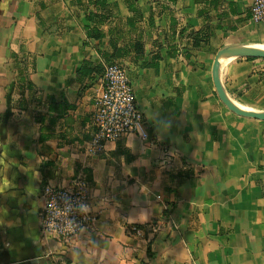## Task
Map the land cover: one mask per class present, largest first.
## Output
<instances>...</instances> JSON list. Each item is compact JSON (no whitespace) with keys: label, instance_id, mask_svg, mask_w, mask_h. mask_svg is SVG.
<instances>
[{"label":"crops","instance_id":"1","mask_svg":"<svg viewBox=\"0 0 264 264\" xmlns=\"http://www.w3.org/2000/svg\"><path fill=\"white\" fill-rule=\"evenodd\" d=\"M105 1L0 0V264H264V121L229 110L213 79L221 52L264 48L254 0ZM114 62L146 122L94 152L103 77L80 70ZM219 79L264 112V58H230ZM81 173L91 229L43 235L44 187Z\"/></svg>","mask_w":264,"mask_h":264},{"label":"built area","instance_id":"2","mask_svg":"<svg viewBox=\"0 0 264 264\" xmlns=\"http://www.w3.org/2000/svg\"><path fill=\"white\" fill-rule=\"evenodd\" d=\"M251 14L253 21H264V0H254ZM145 122L126 67L119 62L107 65L92 115L94 152H100L109 141L140 133ZM141 137L145 139L148 135L142 133ZM41 197L44 205L39 215L43 235L69 240L91 229L95 217L90 211L91 186L84 174L77 175L67 186L48 184ZM151 229L155 230L152 224L128 226L132 234H144Z\"/></svg>","mask_w":264,"mask_h":264},{"label":"water","instance_id":"3","mask_svg":"<svg viewBox=\"0 0 264 264\" xmlns=\"http://www.w3.org/2000/svg\"><path fill=\"white\" fill-rule=\"evenodd\" d=\"M234 57L264 58V48L253 46H237L221 52L215 59L213 65V79L219 98L235 114L247 118H254L264 121V112L245 110L238 106L235 101L226 93L219 79V68L221 64Z\"/></svg>","mask_w":264,"mask_h":264},{"label":"trees","instance_id":"4","mask_svg":"<svg viewBox=\"0 0 264 264\" xmlns=\"http://www.w3.org/2000/svg\"><path fill=\"white\" fill-rule=\"evenodd\" d=\"M89 4H93V5H98L99 7H101L102 9H106L107 4L105 0H89ZM110 17V13L109 12H104L103 10V14H95L94 12H91L89 15V19L91 20H95V18L99 19V22H103L107 19H109ZM91 35H93L94 37L100 38L102 37L101 32L98 29H94L93 31H90ZM193 40H194V45L197 46L199 45V42L201 41V38L198 37V34H193L192 35ZM139 48V47H138ZM81 72V76H87L90 74H93L94 72L100 76L103 77L105 69L102 66H94V67H88V65H85L81 68L80 70ZM150 251V248H149Z\"/></svg>","mask_w":264,"mask_h":264}]
</instances>
